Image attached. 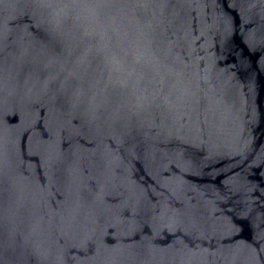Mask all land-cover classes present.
I'll return each mask as SVG.
<instances>
[{"label":"water","instance_id":"obj_1","mask_svg":"<svg viewBox=\"0 0 264 264\" xmlns=\"http://www.w3.org/2000/svg\"><path fill=\"white\" fill-rule=\"evenodd\" d=\"M0 264H264V0H0Z\"/></svg>","mask_w":264,"mask_h":264}]
</instances>
